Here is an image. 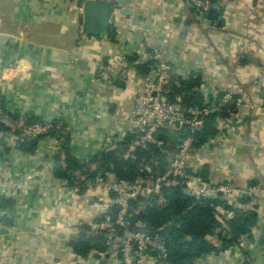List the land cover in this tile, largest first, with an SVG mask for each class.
Listing matches in <instances>:
<instances>
[{
	"label": "crops",
	"instance_id": "obj_1",
	"mask_svg": "<svg viewBox=\"0 0 264 264\" xmlns=\"http://www.w3.org/2000/svg\"><path fill=\"white\" fill-rule=\"evenodd\" d=\"M85 1L0 0V100L8 115L0 123L12 132L28 121H60L69 151L81 163L111 149L127 137L134 87L156 74L148 37L171 18L167 50L178 52L171 76L193 79L203 106L236 92L228 100L234 102L225 103L226 118L214 122L216 134L194 148L192 165L203 180L237 190L224 198L231 205L247 197L239 190H261L244 205L258 216L250 234L195 264H264V93L251 87L264 68V0H216V21L177 0H128L112 10L107 36L80 41ZM110 59L125 60L128 69L107 85L95 70ZM238 94L256 107H237ZM170 135L164 134L165 141ZM34 144L24 152L0 142V264H96L99 255L79 258L69 243L81 226L113 207V196L99 181L75 192L54 177L58 137ZM22 182L26 193L13 192L11 186ZM211 242L220 247L216 238Z\"/></svg>",
	"mask_w": 264,
	"mask_h": 264
},
{
	"label": "built area",
	"instance_id": "obj_2",
	"mask_svg": "<svg viewBox=\"0 0 264 264\" xmlns=\"http://www.w3.org/2000/svg\"><path fill=\"white\" fill-rule=\"evenodd\" d=\"M181 5H188L200 16H207L210 8L217 6L211 0H177ZM174 21L170 18L161 26L159 31L148 37L156 60V74L146 76L133 89V110L127 119V135L131 136L130 151L135 148L149 149L151 146L162 148L165 153L166 144L164 134L178 135L174 147V154L167 159L168 168L162 174L150 176L145 180L139 179L133 183L124 180H115L111 177L106 180H97V184L108 194L112 195V203L116 208L114 214L108 210L95 221L86 223L92 234L100 235L104 244V252L99 254L96 264H167L168 249L165 240L158 234L149 235L143 231H132L128 228L127 219L130 215L132 201L152 196L158 207H165L167 198L163 194L164 188L183 189L195 199L210 200L215 218L225 224L233 218V213L215 201L223 200L226 196L236 193L237 190L230 184H212L201 178L199 172L192 165L194 156V137L200 132L205 118L212 112L223 110L225 103L235 96L230 92L214 107H183L179 98L168 99L171 82V64L176 61L178 52L169 51L168 43L171 38ZM78 39L85 41L88 36L83 26L79 27ZM128 64L125 60L110 59L99 62L96 66V79L103 84H112L125 70ZM256 95L264 93V68L257 72L251 83ZM235 105L256 107L251 101L245 100L239 94L235 98ZM7 111L0 100V116ZM228 112V111H226ZM6 115V114H5ZM99 118L98 115L95 116ZM54 127L53 122L20 124L18 132L0 130V140L13 144L14 147L22 140L40 139L46 137L49 130ZM159 134H163L160 139ZM16 143V145H15ZM0 182V189L4 185ZM13 192L19 190L26 193L25 183H15L11 186ZM78 192L77 189H74ZM251 201L261 196L259 188L239 190ZM238 191V192H239ZM81 264H87L82 262Z\"/></svg>",
	"mask_w": 264,
	"mask_h": 264
},
{
	"label": "trees",
	"instance_id": "obj_3",
	"mask_svg": "<svg viewBox=\"0 0 264 264\" xmlns=\"http://www.w3.org/2000/svg\"><path fill=\"white\" fill-rule=\"evenodd\" d=\"M215 1L211 0L213 4ZM196 86L193 79L183 82L171 76L168 99L179 98L182 106L186 108L203 106L201 95L193 92ZM226 111L224 106L220 112H212L205 118L203 129L193 135L194 147L216 134L214 122L218 118H226ZM4 115H1L0 119ZM53 123L54 127L45 135L60 139L59 159L53 175L55 178L65 179L68 186L77 189L78 192L85 190L87 184H94L97 180H106L108 177L133 183L139 179L145 180L150 176L162 174L168 168V157L174 154L172 147L167 144L173 146L178 139V135L166 133L171 134L169 136L171 138L168 137L167 141L163 139L164 143L167 142L165 153L157 146H151L146 150L135 148L130 151L131 136L127 135L125 140L115 142L111 149L103 150L91 161L81 163L69 151V137L63 124L60 121ZM30 124L34 123L29 121L24 123ZM0 130L7 131V128L0 123ZM15 132H18V128ZM36 140L38 139L22 138L18 147L24 152H32ZM163 194L167 198V204L163 208L156 206L152 196L132 201L127 223L132 231L140 230L164 238L168 249L167 264H195L197 259L226 250L240 238L250 234L257 225L258 216L255 208L244 206L250 202L248 197L238 199L239 206L231 205L224 199L215 201L233 213L231 220L221 224L213 214L210 200L195 199L183 189L164 188ZM0 201L5 202L3 198H0ZM108 212L114 214L115 206ZM214 238L219 241V248L211 242ZM69 246L77 257L82 259H86L90 253L98 256L104 252L102 237L92 234L86 225L81 226L79 234L71 240Z\"/></svg>",
	"mask_w": 264,
	"mask_h": 264
},
{
	"label": "water",
	"instance_id": "obj_4",
	"mask_svg": "<svg viewBox=\"0 0 264 264\" xmlns=\"http://www.w3.org/2000/svg\"><path fill=\"white\" fill-rule=\"evenodd\" d=\"M128 0H86L82 4V14L84 18L83 29L84 33L89 37H105L109 32V20L113 9H117L119 5H127ZM127 14V12H124ZM219 11L216 8H210L208 18L211 21H216ZM233 103L230 100L227 103ZM160 139H163V134H159ZM186 192V191H185ZM189 194L188 192H186Z\"/></svg>",
	"mask_w": 264,
	"mask_h": 264
},
{
	"label": "rangeland",
	"instance_id": "obj_5",
	"mask_svg": "<svg viewBox=\"0 0 264 264\" xmlns=\"http://www.w3.org/2000/svg\"><path fill=\"white\" fill-rule=\"evenodd\" d=\"M254 203V202H253Z\"/></svg>",
	"mask_w": 264,
	"mask_h": 264
}]
</instances>
